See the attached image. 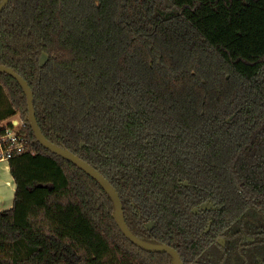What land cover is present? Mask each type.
<instances>
[{
    "label": "trees",
    "instance_id": "16d2710c",
    "mask_svg": "<svg viewBox=\"0 0 264 264\" xmlns=\"http://www.w3.org/2000/svg\"><path fill=\"white\" fill-rule=\"evenodd\" d=\"M0 63L28 80L45 135L117 188L136 235L185 264H264V0H9ZM28 112L0 72V134L19 115L27 141L8 159L0 264H174L126 237Z\"/></svg>",
    "mask_w": 264,
    "mask_h": 264
},
{
    "label": "water",
    "instance_id": "95a60500",
    "mask_svg": "<svg viewBox=\"0 0 264 264\" xmlns=\"http://www.w3.org/2000/svg\"><path fill=\"white\" fill-rule=\"evenodd\" d=\"M9 0H2L0 2V11L6 6ZM0 72L7 73L13 76L21 85L25 94L27 96L29 112L27 116V120L30 123L34 134L36 136V140L39 141L43 146L51 150L52 152L68 159L69 161L76 164L79 168L83 169L86 173L90 174L94 179H96L104 189L110 194L114 201L115 210H114V218L118 225L120 226L123 233L133 241L137 246L145 249L147 251L152 252H168L174 258V264H185L184 260L181 257L180 252L168 243H156L149 240H146L138 235H136L131 228L129 227L125 213L123 208V202L120 197V193L117 188L111 183V181L92 163L88 160L81 157L79 154L72 151L70 148L61 146L52 140H50L45 133L43 132L37 116H36V109L34 103V92L29 84L28 80L22 76L17 70L13 67L6 65L4 63H0ZM17 123V120L14 121Z\"/></svg>",
    "mask_w": 264,
    "mask_h": 264
},
{
    "label": "built area",
    "instance_id": "2783aa9c",
    "mask_svg": "<svg viewBox=\"0 0 264 264\" xmlns=\"http://www.w3.org/2000/svg\"><path fill=\"white\" fill-rule=\"evenodd\" d=\"M19 116V115H18ZM19 128L7 129L5 133L0 134V157L1 159L8 160L10 157L20 154L26 150V139L20 132L21 127L26 124V120L21 118H15ZM15 124V123H14Z\"/></svg>",
    "mask_w": 264,
    "mask_h": 264
},
{
    "label": "crops",
    "instance_id": "0c3cea01",
    "mask_svg": "<svg viewBox=\"0 0 264 264\" xmlns=\"http://www.w3.org/2000/svg\"><path fill=\"white\" fill-rule=\"evenodd\" d=\"M16 182L8 160L0 158V210L10 208L14 203Z\"/></svg>",
    "mask_w": 264,
    "mask_h": 264
},
{
    "label": "rangeland",
    "instance_id": "374dc122",
    "mask_svg": "<svg viewBox=\"0 0 264 264\" xmlns=\"http://www.w3.org/2000/svg\"><path fill=\"white\" fill-rule=\"evenodd\" d=\"M45 55V54H44ZM15 118H19V116L18 115H16V116H14ZM9 120V119H8ZM8 120H5V121H3V122H1L2 124H6L7 122H8ZM15 125H16V129H18L19 128V125H17V123H15Z\"/></svg>",
    "mask_w": 264,
    "mask_h": 264
}]
</instances>
